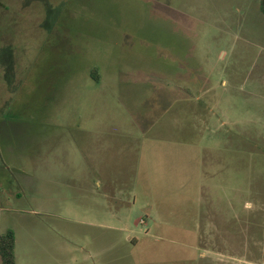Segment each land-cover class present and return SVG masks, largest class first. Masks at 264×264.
<instances>
[{
    "label": "rangeland",
    "instance_id": "374dc122",
    "mask_svg": "<svg viewBox=\"0 0 264 264\" xmlns=\"http://www.w3.org/2000/svg\"><path fill=\"white\" fill-rule=\"evenodd\" d=\"M9 1L0 234L16 264H264L261 0Z\"/></svg>",
    "mask_w": 264,
    "mask_h": 264
},
{
    "label": "trees",
    "instance_id": "16d2710c",
    "mask_svg": "<svg viewBox=\"0 0 264 264\" xmlns=\"http://www.w3.org/2000/svg\"><path fill=\"white\" fill-rule=\"evenodd\" d=\"M261 9L264 13V0H261ZM16 20V19H15ZM16 234L14 230L8 229L0 234V259L1 264H16Z\"/></svg>",
    "mask_w": 264,
    "mask_h": 264
},
{
    "label": "flooded vegetation",
    "instance_id": "af4514ba",
    "mask_svg": "<svg viewBox=\"0 0 264 264\" xmlns=\"http://www.w3.org/2000/svg\"><path fill=\"white\" fill-rule=\"evenodd\" d=\"M12 2H10L9 0H5V3L3 0H0V11L4 12V14H6L7 18L5 19L6 22H8V24H13V21L14 19L18 20V19H22V17H20V14L17 13L15 16H14V13L13 15L9 16V11L10 10H13V7H12ZM2 18H0V21H1ZM1 28V27H0ZM3 29H0V35L2 33ZM11 40L9 38L5 39V42L2 43V46H5L7 48H10L11 47V51H13V47L14 45L10 44Z\"/></svg>",
    "mask_w": 264,
    "mask_h": 264
},
{
    "label": "crops",
    "instance_id": "0c3cea01",
    "mask_svg": "<svg viewBox=\"0 0 264 264\" xmlns=\"http://www.w3.org/2000/svg\"><path fill=\"white\" fill-rule=\"evenodd\" d=\"M103 204L107 208V210H111L112 207H117L120 204H123V201L121 199V194L116 191H106L101 195ZM144 223H146L144 221ZM110 227V226H108Z\"/></svg>",
    "mask_w": 264,
    "mask_h": 264
}]
</instances>
